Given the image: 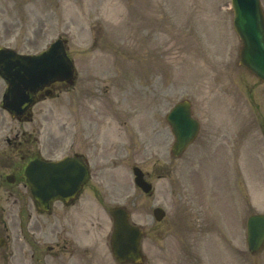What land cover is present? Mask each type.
I'll return each mask as SVG.
<instances>
[{"label":"rangeland","instance_id":"1","mask_svg":"<svg viewBox=\"0 0 264 264\" xmlns=\"http://www.w3.org/2000/svg\"><path fill=\"white\" fill-rule=\"evenodd\" d=\"M262 4L264 7V0ZM60 36L68 38L77 81L74 88L61 87L58 96L44 99L33 109L36 120L26 126L41 129L42 155L59 158L83 151L84 113L98 111V103L105 100L102 96L116 91L121 84L127 92L122 96L121 92L113 93L117 102L123 105L134 101V164L150 168L145 161L146 149L152 147L153 154L159 152L161 159L164 155L168 157L164 145V112L168 106L189 99L203 125L197 142L189 150L199 149L204 155L197 163H210L208 157L213 155L215 146L220 153L214 156L213 167L217 169L220 163L222 169L211 172L202 163L203 168L195 170L203 184L202 198L200 194L199 198L196 196V175L179 166L173 179L167 181L176 187L171 194L167 193L165 179L154 177L158 190L151 198L134 184L136 204L132 218L145 231L142 264H178L182 245L178 225L181 219L177 220L180 206L181 216H198L203 209L207 212L206 202H210L214 216L222 210L217 217L220 231L228 233L222 227H229L231 239L245 248L237 215L242 226L243 216L246 219L252 213H264V82L240 63L241 41L233 27L230 0H0V47L37 53ZM117 68L120 72L115 74ZM2 85L0 82V91ZM1 112L0 107V125H13ZM145 120L149 132L142 129ZM152 127L159 134L150 132ZM4 132L2 127L0 134ZM172 141L170 135L169 142ZM130 156L131 149L120 148L116 158L90 153L91 182L97 186L96 193L85 192L67 211L68 216H83V206L86 203L91 206L90 213L98 220V226L92 228L95 233L92 246L97 250L110 248L113 219L109 208L124 202L129 204L126 197L133 188ZM174 162L178 164L181 160ZM7 163L19 164V161L11 156ZM117 165L115 170L113 166ZM6 172L7 167H0V174ZM212 184H216L217 194L210 192ZM180 191L186 192V203H180ZM156 205L169 210L165 223L153 220L151 213ZM54 209V213L64 212L58 203ZM30 214L34 218L40 216L27 188L22 184L11 185L4 175L0 177V247L5 246L10 253L17 252L21 258L23 254L26 260L37 261L40 254L47 253L39 242L45 236L40 234L30 242L39 246L33 244L32 249L22 250L27 243L20 225L22 216ZM42 224L44 231L47 222L43 220ZM210 234L208 231L206 238L201 233L208 251L216 248ZM218 240L222 242L219 237ZM101 250L95 257L97 263L115 264L109 253L103 255ZM237 250L233 249L235 256ZM244 257L249 264H264V247L257 254ZM11 260H14L12 256ZM217 262L233 264L232 259L217 258Z\"/></svg>","mask_w":264,"mask_h":264},{"label":"water","instance_id":"2","mask_svg":"<svg viewBox=\"0 0 264 264\" xmlns=\"http://www.w3.org/2000/svg\"><path fill=\"white\" fill-rule=\"evenodd\" d=\"M235 12L234 26L242 40L240 61L264 80V13L260 0H232ZM73 63L67 55L65 42L57 39L39 54L22 55L11 49L0 50V74L9 82L5 95V107L12 110L26 98L29 104L35 100L32 95L55 80L71 81ZM189 102L183 101L171 112L174 131L179 146L187 142L192 131ZM194 135V133H193ZM137 182L146 190L149 188L142 174L136 170ZM26 175L39 206L49 209L56 198L73 197L89 179V170L81 159L65 157L60 161L38 159L32 161ZM123 212L117 209L116 214ZM113 251L115 256L126 261L141 260L140 238L142 231L129 223V216H115ZM264 241V215H254L249 220V245L257 251Z\"/></svg>","mask_w":264,"mask_h":264},{"label":"flooded vegetation","instance_id":"3","mask_svg":"<svg viewBox=\"0 0 264 264\" xmlns=\"http://www.w3.org/2000/svg\"><path fill=\"white\" fill-rule=\"evenodd\" d=\"M42 93L43 92H41L40 95ZM97 109L98 111L91 110L89 112L88 110L86 112L87 120L84 128L86 151V153L84 154L85 159L89 161L87 156H89L88 154L93 152H96L100 156H116L118 149L121 148V144H119V141H123L124 133L127 132L130 135L131 166L134 169V122L132 123L130 129L124 128L120 115L122 108L119 105L102 106L97 107ZM132 109L134 113V106ZM107 116H114L116 124L115 128H112L111 126H102V118L103 120H105ZM19 123L23 124L24 121H20ZM169 128V125H167V128L164 130V134L167 138L170 134ZM94 129L97 130L96 134L98 135V139L92 141V131ZM116 131L118 132L117 134ZM30 133L32 132H29V134ZM27 134V131L23 127H20L19 129L12 128L10 134H8L6 137L0 138V154L5 155L17 152L20 157L24 158L27 152ZM167 150L168 154H170L169 147ZM149 151V149H146L145 154L147 155V157H150L151 169L150 171L146 169V176H148L149 178L150 172L152 171H155L157 173V176L159 177H161L162 175L170 174V165L168 163L160 161L155 163L154 154H149ZM9 168L12 172H20V167L11 168V165H9ZM17 177L19 178V184H21L23 182L22 174H15V178ZM169 192L170 190H167V193ZM61 205H64L62 207L64 212L61 213L59 212V210H57L58 212L56 213H50L52 214V216H49V219H47V221L49 222L48 230L44 231L43 234L45 235L46 239L39 240L43 243L44 247H46V254H49L52 260H43L42 258L43 256L45 257L46 254H40L42 258L37 259V261L31 262L30 264H89V224L82 222L80 228L75 229V219L67 215L69 205H65L63 203H61ZM131 215L134 216V187L131 194ZM22 217L23 223L21 224V227L25 240L29 244V248L32 249L33 244L39 246L38 243L31 244L30 242L32 241V239H35L34 233L40 230L42 225L41 220L38 218L33 219V216L31 215ZM32 220L34 221V225L31 224ZM207 225V222L203 223L204 227H206ZM31 226H33V228H31ZM6 257L7 256L4 251L0 253V258L3 259L0 264H9Z\"/></svg>","mask_w":264,"mask_h":264}]
</instances>
